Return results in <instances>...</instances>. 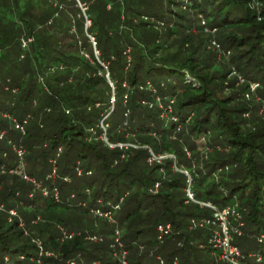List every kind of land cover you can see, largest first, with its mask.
<instances>
[{
	"label": "trees",
	"instance_id": "obj_1",
	"mask_svg": "<svg viewBox=\"0 0 264 264\" xmlns=\"http://www.w3.org/2000/svg\"><path fill=\"white\" fill-rule=\"evenodd\" d=\"M80 1L85 13L77 0H0V203L26 225H9L0 212V264H120L108 242L116 230L130 264H227L200 248L209 230L190 229L192 218L212 212L186 202L187 176L172 159L150 164L145 147L174 155L198 200L238 206L245 226L233 243L241 264H264V243H247L264 233V0ZM197 21L202 30L193 34ZM215 36L219 50L211 47ZM23 37L34 42L21 59ZM148 83L165 105L174 100L177 121L143 104L154 101ZM251 83L259 84L255 92ZM5 115L27 119L25 134ZM102 121L110 144L138 148H110ZM10 142L25 148L26 172L51 193L57 188L60 203L39 191L31 199L33 186L9 173L18 166ZM98 208L114 212L108 237L99 230L62 240L74 212ZM161 224L172 227L163 243ZM87 233L106 242L87 241Z\"/></svg>",
	"mask_w": 264,
	"mask_h": 264
},
{
	"label": "built area",
	"instance_id": "obj_2",
	"mask_svg": "<svg viewBox=\"0 0 264 264\" xmlns=\"http://www.w3.org/2000/svg\"><path fill=\"white\" fill-rule=\"evenodd\" d=\"M77 2L80 8L82 9V11L85 13V11L87 10V7H84V4H82L80 0H77ZM204 23L205 22L202 19V24L204 25ZM90 25H91V22L86 16V28H88ZM88 37L95 48L96 56H98V52L96 51L95 38L92 35H88ZM33 42H34L33 37H23L21 39V49L23 50L21 59L24 58L25 56L24 52L29 50L31 43ZM211 47L214 50L220 49V45L215 40L211 41ZM106 77L110 81L109 73H107ZM148 86L153 91L154 101L153 102L144 101L143 104L148 105L150 108L154 106H158L162 111V114H161L162 118H171V120L177 121V119L174 116L173 117L171 116L173 112L174 100L170 99L169 103L165 105L162 98L156 95V91L153 89L152 85L148 83ZM258 87H259L258 83L250 84V88L252 92H255L258 89ZM15 92L16 90H13V93ZM5 116L9 120H11L12 124L17 130L25 134V125L27 124V119L23 121V123H20L15 118L9 115H5ZM100 128H102L104 131L102 139L110 148H115V147L128 148L129 146L138 148L137 146H134V145H124V144L112 145L110 144L106 136L107 126L104 125L103 121L100 124ZM180 129H181V126L178 125V131ZM3 136H4V132H0V139H2ZM10 145L18 158V166L15 169H11L9 173L20 176L25 182L33 186V192L29 194V197L33 199L35 197V193L39 191L44 198L51 197L56 203H60V196H59V191L57 188H54L51 193L49 189L43 185L42 182L37 181L36 179L28 175V173L26 172V162H25L26 150L25 148L22 145L12 144L11 142H10ZM145 148L148 149L150 152V158L148 159V162L150 164H153L154 162L162 163L166 159H172L174 161V170L179 171L187 176V188L185 190L186 196H187V201H186L187 203L197 204L201 208L209 209L212 212V215L210 217L192 218L190 220V229H196L202 226L203 227L210 226L212 230L209 235L207 246L211 248L213 251L217 252L219 260L227 264H241V259L244 257L243 253L241 252L240 248L233 243L235 237H241L243 235V227L245 226L243 216L239 211V207L238 206H227V207L220 208L219 206H217L216 204L212 202H204V201L198 200L196 198V194L193 188L192 176L189 174L188 171L177 167V159L174 155H171V154L156 155L150 148L148 147H145ZM187 153L190 156V153L189 152ZM55 163L56 161L52 160L53 171L47 177V179L52 180V181H54L56 178V164ZM0 172L5 173L6 169L4 167H1ZM77 174L79 176L82 175V172L80 169H77ZM88 174H91V173H88ZM65 181L70 182V179L65 178ZM159 188H160V183H156L153 189L151 190V192L155 194L158 192ZM121 202H119L118 204L114 206V210L118 211L121 209ZM1 211L7 214V223L9 225L14 224L16 220H18L21 226L23 225V219L20 217L18 210L16 208L7 209L4 204L0 203V212ZM92 213L96 217L107 219L113 225H117L113 211H102L101 209L98 208V209L92 210ZM34 223H37V221H34ZM61 232H62V240H65V239L70 240L76 236L75 233L69 232L67 229H64V228H61ZM171 233H172V227L170 224L159 225L158 226V240L160 241V243H163L165 237ZM85 239L92 243L102 242V237L98 235H94V234H87L85 236ZM258 241L260 243H264V233L258 236ZM33 242L36 243L42 249V243L40 240L35 239ZM111 247L114 251V256L120 260L121 264H130L128 257H127L128 252L124 249L123 243L120 238V232L118 230H116L115 232ZM256 257L258 261L261 260L260 256H256ZM161 264H164L163 260H161Z\"/></svg>",
	"mask_w": 264,
	"mask_h": 264
},
{
	"label": "rangeland",
	"instance_id": "obj_3",
	"mask_svg": "<svg viewBox=\"0 0 264 264\" xmlns=\"http://www.w3.org/2000/svg\"><path fill=\"white\" fill-rule=\"evenodd\" d=\"M172 1H176V0H172ZM54 12V9L53 8H49L48 7V10L46 11V13L47 14H49V13H53ZM176 12L177 13H179V14H183V12L184 11H182L178 6L176 7ZM168 14V13H167ZM185 14V13H184ZM187 14V13H186ZM170 14H168L167 16H169ZM195 14H193V13H189L188 14V16H187V19L188 20H190L191 22H194V19H195ZM201 21H202V18H201ZM162 28H164V27H160V29H162ZM159 29V28H158ZM202 30V28H201V26H200V22L199 21H197L196 23H195V26L193 27V31H191V33H193V34H198L199 33V31H201ZM217 33V32H216ZM200 35L202 36V37H205L207 34H205L204 32H201L200 33ZM213 40H215L217 43H218V41H217V37L215 36V38L213 37L212 38V41ZM66 41H71V38L70 37H68V38H66ZM211 51H213L212 49H211ZM217 59H218V57H217ZM220 63V62H219ZM200 142H202V140L201 141H199L198 143H199V147H205L203 144H201ZM200 151H202L201 149H200ZM210 152H206V151H203L202 152V157H206L207 158V154H209ZM203 158V159H204ZM203 159L202 160H200L195 166L198 168V166L200 165V163H201V165L203 164ZM185 166V165H184ZM196 167H192V169L190 170V172L191 173H193V172H195L196 170H197V168ZM183 170H185L184 169V167H181ZM196 169V170H195ZM216 178L217 179H220V176H218V175H216ZM224 192H225V190H223ZM42 201V200H41ZM41 201H39V203H40V205H44V202H41ZM119 213H120V211H118V212H116L115 214L116 215H119ZM73 216H74V219H73V222L71 221V222H69L68 223V231L69 232H74L76 235H80V233H84V232H87V231H90V232H94V231H101L102 233H103V235H104V233L106 234L105 236H107L108 237V233L110 232V231H112L113 230V224L112 223H110L107 219H104V218H99V217H96L95 215H93V213L91 214V213H88V214H81V213H78L77 211L76 212H74L73 213ZM58 216H55V218H57ZM51 219L52 220H54V214H53V216L51 217ZM19 223V222H18ZM19 227L20 228H22V229H26V225H25V223H24V220H23V225L21 226L20 225V223H19ZM61 227V226H60ZM65 228V227H64ZM210 231L211 232V227L210 226H202V227H198V228H196V229H193V231ZM26 231V230H25ZM208 231V232H209ZM122 233H121V237H123V231H121ZM87 234H90V233H87ZM29 235V234H28ZM100 237H102V242H106L105 241V237L102 235V234H98ZM256 238V239H255ZM36 239V238H35ZM109 239V238H108ZM250 241L249 242H247L248 244H252L253 242H255V240H257L258 241V238L256 237V236H254L253 238H251V239H249ZM111 241H113V235H112V237H110V239L108 240V242L109 243H111ZM102 242H100V243H102ZM259 242V241H258ZM123 246H124V244H123ZM208 247L207 246V244H205V243H203L202 242V244H200V248H202V249H206V248ZM262 247V249H264V245H262L261 246ZM111 244L109 245V249L111 250ZM114 248V247H113ZM124 249H125V247H124ZM126 250V249H125ZM153 252H154V249L152 250ZM111 255H112V257H113V259L114 260H116V261H119L120 262V260L117 258V257H115L114 256V254L111 252ZM129 256V255H128ZM127 256V257H128ZM121 264V263H120Z\"/></svg>",
	"mask_w": 264,
	"mask_h": 264
}]
</instances>
